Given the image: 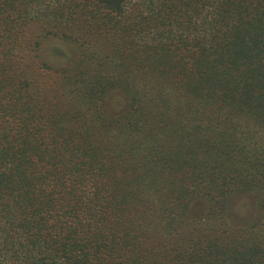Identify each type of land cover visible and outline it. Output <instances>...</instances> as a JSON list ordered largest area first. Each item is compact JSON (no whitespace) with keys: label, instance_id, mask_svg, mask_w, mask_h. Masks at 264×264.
<instances>
[{"label":"trees","instance_id":"1","mask_svg":"<svg viewBox=\"0 0 264 264\" xmlns=\"http://www.w3.org/2000/svg\"><path fill=\"white\" fill-rule=\"evenodd\" d=\"M0 264H264V0H0Z\"/></svg>","mask_w":264,"mask_h":264}]
</instances>
